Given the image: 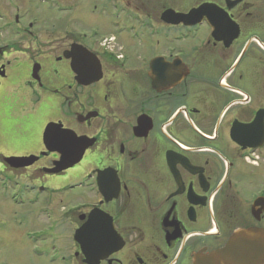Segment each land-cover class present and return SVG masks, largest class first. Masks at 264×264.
Instances as JSON below:
<instances>
[{
  "label": "flooded vegetation",
  "instance_id": "flooded-vegetation-1",
  "mask_svg": "<svg viewBox=\"0 0 264 264\" xmlns=\"http://www.w3.org/2000/svg\"><path fill=\"white\" fill-rule=\"evenodd\" d=\"M34 3L56 12L49 29ZM16 55L47 77L63 63L60 87L16 71ZM34 86L64 119L18 117ZM49 123L65 156L69 133L90 141L72 167L46 150ZM0 211L30 264H207L264 230V0H0Z\"/></svg>",
  "mask_w": 264,
  "mask_h": 264
},
{
  "label": "rangeland",
  "instance_id": "rangeland-1",
  "mask_svg": "<svg viewBox=\"0 0 264 264\" xmlns=\"http://www.w3.org/2000/svg\"><path fill=\"white\" fill-rule=\"evenodd\" d=\"M34 1V0H33ZM61 1V0H57ZM91 1V0H87ZM36 3V1H35ZM34 3V4H35ZM37 10H36V20H38L39 27L37 24V28L39 30H47L50 28V25H54L56 22V18L58 17L56 12L47 9V4H35ZM79 24L81 26H88L95 22V19H93L92 15H90L89 12H85L84 10L81 11V15L77 16ZM68 25H71L68 27V31L77 34L80 33L79 29L77 28V22L72 21V23H68ZM60 32L53 34L54 37H59ZM16 62L15 69L16 71H23L25 75H28V78H30L32 69H33V62L32 60H28L22 55H16ZM54 67L57 69L58 74L52 73V75L48 76L45 73L44 66L38 75L42 80H46L45 87L47 88H59L60 83L58 82L57 76L62 71V68L64 67V64L61 62H56L54 64ZM52 70V69H51ZM24 75V76H25ZM38 76V77H39ZM27 78V79H28ZM24 86L21 84L19 88H22ZM19 98L21 99V108L18 113L19 118L26 117L27 120L31 119H40L44 122L48 121H56L57 119H64L66 110L61 107L60 97L56 95H52L50 93H47L46 91H42L38 87L34 86L31 89L24 88L20 91ZM37 101H40L37 103ZM20 115V116H19ZM30 115V116H29ZM24 119V118H23ZM17 147L15 145H4V155L6 156L8 152L14 151V153L17 151ZM17 154V153H15ZM10 155V154H9ZM11 215L7 212L0 211V262L3 264H30V260L28 258H24L23 256H20L21 260L15 256L16 254H22L23 251L21 250V240L17 239L16 226L12 224L11 222ZM36 264H41L39 261L35 262ZM32 264V263H31Z\"/></svg>",
  "mask_w": 264,
  "mask_h": 264
},
{
  "label": "water",
  "instance_id": "water-1",
  "mask_svg": "<svg viewBox=\"0 0 264 264\" xmlns=\"http://www.w3.org/2000/svg\"><path fill=\"white\" fill-rule=\"evenodd\" d=\"M204 11V6L199 7L189 14L202 15ZM184 18L185 16H181ZM180 18L179 22H184V19ZM182 19V20H181ZM39 66L34 65L32 69V78L34 80L38 79ZM99 80V77H92L90 80L82 83L83 85H90ZM89 117H86V119ZM58 124L49 123L44 131V146L48 152H56L61 155L60 160L55 163L57 171L72 167L74 164L78 163L86 148L91 144L88 143L84 137H76L73 133H69L71 136L66 138L68 140L69 148L67 150V156L63 155V142L60 138L52 136V131L59 129ZM54 145H52V144ZM73 150L70 151V149ZM37 160L36 156L28 157H8L5 158V162L11 168H25L34 164ZM92 215V214H91ZM81 235V234H80ZM80 235L76 234V241L82 244L80 240ZM87 241V239H83ZM86 258L90 255L85 254ZM99 258H102L100 256ZM98 261H87L88 264H97ZM207 264H264V230L248 229L236 232L228 241L226 246L211 254L207 257Z\"/></svg>",
  "mask_w": 264,
  "mask_h": 264
}]
</instances>
